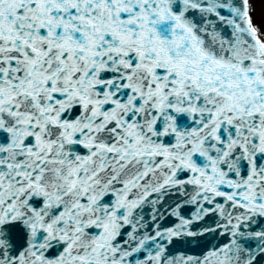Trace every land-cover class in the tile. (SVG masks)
I'll return each instance as SVG.
<instances>
[{
  "label": "water",
  "instance_id": "1",
  "mask_svg": "<svg viewBox=\"0 0 264 264\" xmlns=\"http://www.w3.org/2000/svg\"><path fill=\"white\" fill-rule=\"evenodd\" d=\"M142 1L148 7L142 48L148 43L160 55L162 49L167 50L171 56H167L166 66L174 72L171 80L176 82L169 84V77L161 81L153 87L152 100H160V90H165L168 103L173 96L174 102L187 105V114L199 116L207 126L204 135L214 133L217 140H210L203 148L190 145L185 149L176 146L178 140H174L175 133L172 138L171 131L154 137L147 134L146 149L124 151L129 153V162L124 164L116 140L123 132L117 131L121 117H107L101 111L108 100L93 102L99 85L85 69L88 63L83 66L84 59L77 56L71 74L59 70L57 75L63 77L58 79L47 73V67L40 74L29 70L28 57L36 66L41 55L54 53L56 57L66 53V48L61 52L56 48L37 50L34 57L30 45L22 47L17 56L9 57L8 65H0L2 74L26 65L20 82L0 81V97L29 84L40 95L34 101V114L21 107L23 100L11 101L9 114L0 112V264H32V251L44 257L45 264H98V259L101 264H118L120 257L137 262L144 249L153 253L150 262L144 258L145 264H264L261 53L249 51L255 54L250 57L247 44L237 43L238 33L232 19H228L233 10L223 14L216 7L218 0ZM7 3L15 4L3 2ZM115 4L118 6L114 9ZM109 7L113 9L111 15L119 14L116 24L121 30L127 10L134 9L132 0H114ZM217 8L223 17L212 28L208 17L216 18ZM133 14L139 17L140 12ZM149 30L153 33L151 39L147 38ZM241 31L244 38L245 28ZM130 93L129 108L116 104L114 116L120 109L128 111L126 116L142 111L135 112L131 106L144 104L143 90ZM158 102V112L163 116L176 107ZM216 110L231 127L224 130L220 122L223 127L219 129ZM32 120L38 131L31 126ZM132 121L126 123V128ZM65 132L71 137L57 141ZM258 133L263 139L256 140ZM218 134L237 139L224 143ZM243 136L249 137L244 141ZM189 171L193 172L191 180L184 183L182 177H187ZM212 171L219 181L207 173ZM123 174H127L125 178ZM76 176H83V183L68 191L70 199L65 197L64 203L59 199L62 193L57 197L46 183L58 182L61 185L57 189L64 190L63 186ZM163 179L167 180L161 193L157 185H165ZM146 180L153 186L142 183ZM174 180L180 183L179 189ZM190 181L211 191L204 189L196 194L199 201L191 195L195 185ZM137 192L153 195L141 200L155 199L159 210L167 212H147L148 206L144 212H113L132 203ZM124 193L125 197L121 196ZM211 193L221 195L215 205L228 206L226 211L212 209L215 198H210ZM130 194L134 198H129ZM241 206L245 212H239ZM32 237L38 242L34 246L30 243Z\"/></svg>",
  "mask_w": 264,
  "mask_h": 264
},
{
  "label": "rangeland",
  "instance_id": "2",
  "mask_svg": "<svg viewBox=\"0 0 264 264\" xmlns=\"http://www.w3.org/2000/svg\"><path fill=\"white\" fill-rule=\"evenodd\" d=\"M253 8V16L255 21L261 26V31L264 33V0H250Z\"/></svg>",
  "mask_w": 264,
  "mask_h": 264
},
{
  "label": "bare ground",
  "instance_id": "3",
  "mask_svg": "<svg viewBox=\"0 0 264 264\" xmlns=\"http://www.w3.org/2000/svg\"><path fill=\"white\" fill-rule=\"evenodd\" d=\"M248 2H249V0H248ZM252 24H253V27H254L255 30H256V34H257V36L260 37V41L264 44V37H263V35L260 33V30H259L257 24H256L254 21L252 22Z\"/></svg>",
  "mask_w": 264,
  "mask_h": 264
}]
</instances>
